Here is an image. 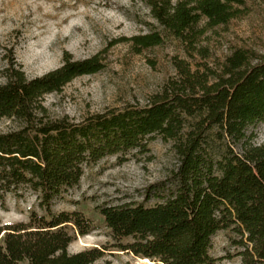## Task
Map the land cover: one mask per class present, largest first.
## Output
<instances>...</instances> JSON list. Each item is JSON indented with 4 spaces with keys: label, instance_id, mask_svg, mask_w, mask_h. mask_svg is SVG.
Listing matches in <instances>:
<instances>
[{
    "label": "trees",
    "instance_id": "1",
    "mask_svg": "<svg viewBox=\"0 0 264 264\" xmlns=\"http://www.w3.org/2000/svg\"><path fill=\"white\" fill-rule=\"evenodd\" d=\"M160 31L130 39L136 54L183 45L191 63L176 59L171 78L144 108L97 114L81 123L52 119L45 96L75 79L104 70L99 56L74 61L30 79L12 58L0 85V120L19 123L0 132V204L27 188L39 195L43 214L0 225V264H94L105 251L69 253L78 237L94 231L82 213H55V200L79 186L85 170L107 157L149 152L156 134L175 144L174 186L154 207L101 209L115 251L162 264H264V143H254L264 124V57L233 47L210 63L208 33L244 17L252 0H143ZM197 58L199 60H197ZM217 146V148H216ZM220 232L235 234L236 255L215 258Z\"/></svg>",
    "mask_w": 264,
    "mask_h": 264
},
{
    "label": "rangeland",
    "instance_id": "2",
    "mask_svg": "<svg viewBox=\"0 0 264 264\" xmlns=\"http://www.w3.org/2000/svg\"><path fill=\"white\" fill-rule=\"evenodd\" d=\"M248 7L244 17L208 33L204 43L212 54L210 63L222 61L233 47L250 48L264 57V0H252ZM158 31L160 26L143 0H0V85L6 82L12 58L34 79L62 67L67 54L74 61L99 56L104 70L79 77L62 92L44 97L48 116L81 123L92 115L147 107L177 76L176 59L195 63L173 37L136 54L130 39ZM18 126L13 120H0V132ZM254 133V143L263 144L264 124ZM151 137L149 152L134 150L123 158L103 159L85 170L79 186L54 201L55 213H82L95 227L89 235L78 237L69 253L97 248L105 255L94 264H162L111 248L115 241L100 214L106 207H154L162 202L161 195L173 189L172 176L179 165L175 144L162 135ZM19 195H9L0 204V225L28 222L34 211L43 214L38 194L24 188ZM235 238L231 232L217 234L212 255H236L241 249L233 246ZM240 262L233 258L220 264Z\"/></svg>",
    "mask_w": 264,
    "mask_h": 264
}]
</instances>
